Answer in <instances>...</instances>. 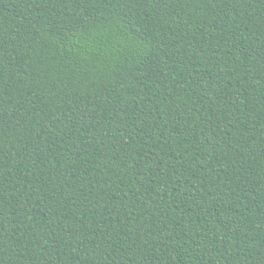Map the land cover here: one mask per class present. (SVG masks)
<instances>
[{"label": "trees", "instance_id": "16d2710c", "mask_svg": "<svg viewBox=\"0 0 264 264\" xmlns=\"http://www.w3.org/2000/svg\"><path fill=\"white\" fill-rule=\"evenodd\" d=\"M0 264H264V0H0Z\"/></svg>", "mask_w": 264, "mask_h": 264}]
</instances>
